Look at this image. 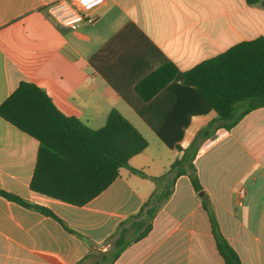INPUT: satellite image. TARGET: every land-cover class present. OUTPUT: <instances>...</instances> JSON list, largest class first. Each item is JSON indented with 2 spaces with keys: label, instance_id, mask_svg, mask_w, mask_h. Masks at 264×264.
<instances>
[{
  "label": "crops",
  "instance_id": "1",
  "mask_svg": "<svg viewBox=\"0 0 264 264\" xmlns=\"http://www.w3.org/2000/svg\"><path fill=\"white\" fill-rule=\"evenodd\" d=\"M54 0H0V103L22 80L43 87L66 114L101 127L117 108L148 139L116 178L82 205L30 187L39 141L0 116V188L54 216L0 194V264H88L94 248L136 213L198 132L218 116L177 75L150 100L135 83L164 62L180 72L234 44L264 36V7L246 0H101L95 20L58 25ZM195 165L223 235L243 264H264V106L200 145ZM243 188L244 193L239 194ZM92 259V256L89 257ZM111 264H226L209 214L188 174L175 180L149 233Z\"/></svg>",
  "mask_w": 264,
  "mask_h": 264
},
{
  "label": "trees",
  "instance_id": "2",
  "mask_svg": "<svg viewBox=\"0 0 264 264\" xmlns=\"http://www.w3.org/2000/svg\"><path fill=\"white\" fill-rule=\"evenodd\" d=\"M246 1L264 7V0ZM179 74L185 84L200 91L218 116L198 132L189 147L177 145L182 155L163 174L152 177L156 189L136 213L119 223L109 237L110 249L100 251L89 264H111L128 245L146 236L181 174H188L194 189L202 194L216 246L225 263L243 264L220 230L194 160L202 142L219 128L231 129L247 113L264 106V36L242 40L183 72L173 61L164 62L138 80L134 90L143 100H150ZM0 116L39 141L30 180V187L37 192L82 205L104 190L121 167L146 175L130 165V158L148 146V139L117 108L109 111L101 127L93 128L77 116L63 112L43 87L22 80L0 103ZM0 194L54 216L91 246L87 236L70 228L52 210L1 188ZM92 255L90 252L87 258Z\"/></svg>",
  "mask_w": 264,
  "mask_h": 264
},
{
  "label": "built area",
  "instance_id": "3",
  "mask_svg": "<svg viewBox=\"0 0 264 264\" xmlns=\"http://www.w3.org/2000/svg\"><path fill=\"white\" fill-rule=\"evenodd\" d=\"M101 0H54L47 6L50 17L58 24L78 28L95 20L94 9ZM244 189H239L242 195Z\"/></svg>",
  "mask_w": 264,
  "mask_h": 264
},
{
  "label": "rangeland",
  "instance_id": "4",
  "mask_svg": "<svg viewBox=\"0 0 264 264\" xmlns=\"http://www.w3.org/2000/svg\"><path fill=\"white\" fill-rule=\"evenodd\" d=\"M110 242H112V240H110ZM110 247H111V245L109 246V249H110ZM100 251H103L102 250V247H96V248H94V250H93V255H92V259H89L88 258V260H87V262L86 263H91L92 261H93V259L99 254V252Z\"/></svg>",
  "mask_w": 264,
  "mask_h": 264
}]
</instances>
